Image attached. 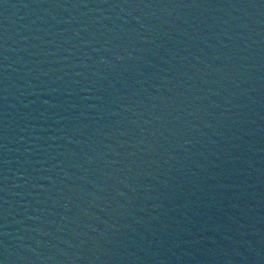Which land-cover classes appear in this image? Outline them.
Wrapping results in <instances>:
<instances>
[{
    "label": "water",
    "instance_id": "obj_1",
    "mask_svg": "<svg viewBox=\"0 0 264 264\" xmlns=\"http://www.w3.org/2000/svg\"><path fill=\"white\" fill-rule=\"evenodd\" d=\"M127 0H0V212L82 91Z\"/></svg>",
    "mask_w": 264,
    "mask_h": 264
}]
</instances>
